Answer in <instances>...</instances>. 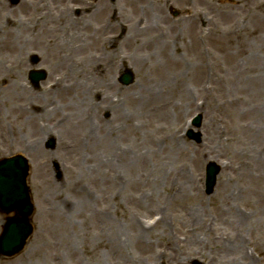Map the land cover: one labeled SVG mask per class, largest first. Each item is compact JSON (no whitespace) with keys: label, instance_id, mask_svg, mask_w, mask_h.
Wrapping results in <instances>:
<instances>
[{"label":"rangeland","instance_id":"obj_1","mask_svg":"<svg viewBox=\"0 0 264 264\" xmlns=\"http://www.w3.org/2000/svg\"><path fill=\"white\" fill-rule=\"evenodd\" d=\"M73 1L87 6V0H33L32 9L35 15L43 11L42 8L46 14L51 11L50 15L54 19L56 13L68 9ZM204 1L196 2V8L192 12L180 15L179 19L168 26L171 31L166 40L171 44L167 50H161L159 44L162 41H157L154 37L148 38L145 27L136 33L137 40H129V35L134 33L129 29L124 36L121 35L122 31H117L118 40L110 41L109 34L98 29L99 24L106 19V12L90 10L89 7L85 14L74 16L79 22V27H73L76 33L74 38L61 32L65 24H55L52 19L42 25L56 32L42 35L41 26L34 25L35 18L25 19L24 15H29V12L20 14L18 9V12L11 15L7 11L9 7L12 10L20 8L21 0H0V31L3 33L8 28L11 32L8 41L13 46L10 50L11 45L7 46L6 36L0 32V72L5 66L13 68L23 60L24 71H20L21 76H15V80L21 81V85L33 97L46 99L43 90L50 86L49 81L54 75L62 72L63 66L60 68L59 60H53L52 57L48 59L44 52L55 43L61 42L67 47L66 42L75 41L86 46L82 44L83 39L85 42L92 41L95 44H88L91 45L90 50L99 55L106 51L110 41L112 51L119 53L115 62L102 59L103 67L109 64L113 66L111 74H107L109 70L105 68L103 71L94 70L93 77L96 79L89 80L88 84L84 81L81 85L82 90L86 89L88 97L94 102L89 111L93 126L88 133L72 132L68 128V123L75 120L74 115L70 117L74 113L65 107L72 93L65 99L57 94L51 95L49 101L42 99L40 103L31 98L32 105L27 108L39 116L38 122L31 124L23 123L19 109V106L25 104L23 98L28 96L20 93V97L12 102L4 101L6 104H0V159L15 154H24L29 159L31 169L28 184L36 205V231L29 245L19 256L0 260V264H134L139 259H143L145 264H175V260L148 259L149 256L163 252L171 239L175 242V257L179 259L181 256V264H211L209 259L204 258L209 251L197 252L195 243L189 241L190 236L185 241L181 227L190 219L184 222L182 220L181 223L179 213L175 210L181 209L179 205L184 202L186 205L197 203L192 201L190 195L191 187H194L203 200L201 219L215 220L216 230L212 234L226 236L237 230L238 227L233 224H222L225 213L224 209L219 208V181L226 178L224 173L228 177V171L222 169L212 195L208 196L205 192L207 165L209 162L223 164L215 153H211L213 148L220 153L226 151L229 157H235L233 164L240 167L238 174L241 172V176L232 187L236 194L234 209L240 214H255L264 223V175L256 174L253 170L256 167L254 163H260L259 153L264 149V141L256 138L258 136L254 130L240 135L236 131L239 123L237 125L235 119L229 122L228 112L235 109L230 107H242L241 104H229L231 98L227 94L223 97L226 99V104L223 105L225 109H213L202 92V81L207 82V76L212 72L220 76V71L229 69L227 62L222 59L223 51L217 47L215 40L219 32H212L216 23L215 18L212 20L214 14L225 10L226 5L223 0ZM237 3L240 5L242 0H237ZM6 15H10V18L5 19ZM242 15V11H239L235 17L242 21V25L248 23L246 27H251ZM148 19L150 15L147 16ZM21 22H24L25 30L18 25ZM147 23L152 26L151 20ZM60 24L62 29L58 27ZM80 27L85 33L84 37L77 34ZM166 27L162 26L163 29H167ZM196 29L205 34L203 41L206 43L196 40ZM258 35V42L263 44L264 50V30L260 29ZM238 40L234 39L235 42L231 43L235 50L242 44ZM141 43L148 46L150 51L155 50L156 62L148 60V65L140 74L135 67L136 63L130 58L131 53L120 52L125 45ZM198 45L202 46L204 54L199 53ZM193 46L195 49L190 48ZM118 47H122L121 51ZM82 50L90 52L87 47ZM242 54L235 56L240 66H243L244 61ZM146 55L148 56L145 53ZM129 64L133 67L130 68L134 73V83L125 86L120 82L123 74L121 71H125L122 67H128ZM34 69H43L48 73L47 80L39 88H35L28 79L29 71ZM163 70L165 71L160 75L159 71ZM162 81L165 84L168 81L163 93L152 95L157 94L151 93L154 83ZM185 84L193 89L194 96L190 95L191 100L188 97L185 100L180 92V85ZM143 86L150 88V93L142 92L141 95ZM205 86L210 89L208 84ZM221 94L223 95V91ZM234 96L253 103L258 94L252 92L250 99H246V94L240 91ZM109 101L113 102L115 108L109 106ZM51 104H55L58 110L45 114V108ZM196 114L203 116L199 129L203 137L201 143L186 136L190 121ZM80 115L82 118L81 111ZM217 118L218 132L215 131L216 135L210 138L208 124ZM52 134L57 138L55 151L44 147ZM235 137L243 141H236ZM233 138L234 143L231 142ZM244 140L246 145L243 144ZM108 161L109 164L105 163ZM241 162L244 163L240 164ZM116 172L124 180L120 187L113 180ZM84 194L91 197L89 201L83 200ZM179 200L182 201L180 204ZM86 202L89 203L86 205ZM164 213L167 221L153 230L157 238L152 242L151 248L147 250L148 237L142 238L146 240L141 243L142 248L140 241L137 242L142 237L141 229L148 230L156 225ZM253 228L256 232L254 238L253 231L249 232L245 226L240 229L245 238L242 246L252 255L255 264H264L262 248L255 247V243H262L264 239V227ZM197 233L203 234L201 231ZM115 236L120 239L118 241L124 240L126 250L117 248ZM112 237L113 242L110 240ZM208 238L206 240L211 241V236ZM181 240L184 242L178 248L176 245ZM215 254H218L217 251Z\"/></svg>","mask_w":264,"mask_h":264},{"label":"bare ground","instance_id":"obj_2","mask_svg":"<svg viewBox=\"0 0 264 264\" xmlns=\"http://www.w3.org/2000/svg\"><path fill=\"white\" fill-rule=\"evenodd\" d=\"M33 0H21L20 2V8L12 10V8H8L7 11L10 12L11 15L18 12L17 10H20V14H24L26 12H29L24 15L25 19L35 18V26H41L40 32L42 35L44 34H53V32H56L54 29H47L45 25L46 22H49V19H52L51 11H49L47 14L43 11H40L39 14L35 15L34 10L32 9ZM224 5H226L225 10H220L218 14H214L212 20L215 18L216 23L213 25L212 32L218 33L215 37V40L217 41V47L220 48L222 53V59L224 62H227L229 69L228 71H220V76L216 74V72H212L210 76H207V82L206 80L202 81L203 88L202 92L207 96L209 100H206L210 104V106L213 109H225L223 105L226 104V99L223 98L228 94V98H231L229 104L233 105L235 103H239L242 105V107H230L235 108L229 111L230 119L229 122L231 123L232 120L235 119L236 124L239 123V128H236V131L240 132V135H242L245 131L254 130L256 131V137L257 139H263L264 141V50L263 44L258 42V32L260 29L264 30V0H242V3L240 5H237V0H223ZM198 2V1H197ZM43 3V2H42ZM41 3V5H42ZM74 3V2H72ZM77 6L76 4L71 5L68 9L65 11L61 10L58 13H56L53 21L55 24L57 23H63L65 24L62 29L61 24L60 27L62 29L61 32L65 33V36L74 38L75 34L73 29L75 30V26L79 27V22L77 21V18H74L75 14H72V9ZM43 7V6H41ZM30 8V9H29ZM105 8V7H103ZM33 10V14H32ZM24 11V12H23ZM235 11L239 12L242 11V16L244 18V21H247L250 23L251 27H246L247 24L243 23L242 21H239L235 15ZM10 15H6L5 19H9ZM74 18V19H73ZM37 21V22H36ZM27 22V21H26ZM24 22H21L18 25L20 28H23L25 30ZM28 23V22H27ZM153 25V24H151ZM154 27V26H153ZM150 26V24H147L145 26V31L147 32V37L155 38L157 41H162L160 43L161 50H167L168 45L171 43H167L166 37L170 35L169 29H162V28H153ZM77 30V29H76ZM83 29L80 27V32H78V36H85V33L82 32ZM1 32V31H0ZM2 33V32H1ZM11 32H9L8 28L2 33L6 36V40H10L8 36ZM246 34V36H245ZM41 36V35H40ZM81 37V38H82ZM195 37L196 40L199 42H202L205 37V34L201 31H198V29L195 30ZM83 39V38H82ZM234 39H239L242 44H240L238 50L233 49L234 47L231 45L232 42H235ZM242 40V41H241ZM0 41V45H1ZM78 44L75 41L72 42H66L67 47L63 43H55L54 46H50L48 49H46L45 55H48V59L50 57L53 58V60H59V66L62 68V72L54 75L52 78V82L55 84L52 88L45 87L43 90V93L46 94L47 98L43 99L45 101H49V98H51V95H60L63 96V98H67L68 95L71 96L68 98V103L65 105V107L69 109L74 114H70V117L72 115L75 116V120L68 123V128H70V131L72 132H83L88 133L90 131V128L93 126L91 119H89V111L91 109L93 101L90 100V97H88V91L86 89L82 90V83L84 81L88 84L89 80H92L93 74L95 73L94 70L103 71V68L108 69L109 72L107 74H111L113 71L112 65H106L103 67L101 64L103 63L102 59L109 60L115 62V60L118 59L119 53L117 51H112V43L109 41V46L106 49V51H102L98 54L91 52V43H94L92 41H87L83 39L82 44ZM202 43H206V41H203ZM95 44V43H94ZM145 44V43H143ZM11 43L8 41L7 46H10ZM88 45V46H87ZM147 45V44H146ZM200 45V44H199ZM198 45V51L200 54H204V50L202 49V46ZM172 46V45H171ZM87 47L90 52H84L81 51L82 48ZM119 51H121L122 47H118ZM190 48H194L190 47ZM188 48L189 50H191ZM13 49V46L11 45L10 50ZM123 50L120 52V54H123V52H130L131 53V60H134L135 67L137 69V72L140 74L145 70V67L149 63L148 60H154L153 62H156L155 57V50H149L148 46L137 44L134 46L125 45L122 48ZM55 51V52H53ZM158 52V50L156 49ZM53 52V53H52ZM175 51H173L174 53ZM50 53V54H49ZM54 55L52 56L51 55ZM144 53V54H143ZM145 53L148 54V56H145ZM244 53V54H242ZM143 54V55H141ZM236 54L243 55L244 58L243 66H240L239 62L237 61V58H235ZM195 56L198 58L197 54ZM46 59V58H45ZM46 59V60H48ZM85 59V61H84ZM19 65L16 67L11 68H2L0 72V104H3V102H12L13 99L16 97H20L19 94L22 93L28 97L25 99L23 98L24 106H19V109L21 110V116H23V123L28 124L37 123L38 122V115L33 114L27 106L32 105V99L36 102L43 101L39 97H33L30 95L29 90H27L26 87L21 85V81L15 80V76H21L20 71H22L23 67V60L21 62H18ZM85 64V65H84ZM132 67L130 64L128 67H122V68H130ZM120 68V70L122 69ZM133 68V67H132ZM131 69V68H130ZM161 70V69H160ZM24 71V70H23ZM22 71V73H23ZM163 71H159V74L161 75ZM105 73V70H104ZM219 73V72H218ZM142 76V75H141ZM164 75H162L163 77ZM204 79H206V75H204ZM59 77V78H58ZM106 77V76H104ZM103 77V78H104ZM96 79V78H94ZM145 83V82H144ZM147 84V83H146ZM164 81L154 83V87L151 88V93H157L152 95H159V93H163V88H166V85ZM209 85V87L206 88L205 85ZM213 85V87L211 86ZM254 89V90H253ZM5 91V92H4ZM223 91V95L221 92ZM240 91H243L246 94V99H250L249 95L252 94V92H257L258 97L255 102H246L243 97H235L234 94L240 93ZM142 92H148L150 93V88H145V86L141 89V95ZM180 92L183 93L184 99H192L191 97L193 95V89L188 87L186 84L185 86L180 85ZM6 93V94H4ZM7 95V96H5ZM191 95V97H190ZM4 96L7 98L5 99ZM237 98L236 100L234 99ZM106 101V100H105ZM4 102V103H5ZM187 102V101H186ZM109 106H114L113 102L109 101ZM233 103V104H232ZM6 104V103H5ZM203 107V106H202ZM207 107V106H206ZM49 108H52L51 110ZM115 108V106H114ZM204 108V107H203ZM211 108V109H212ZM243 108V109H241ZM212 109V110H213ZM229 109V108H228ZM57 107L55 104H51V106H47L45 108V114L48 113H55ZM80 111L83 113V116L81 118ZM218 118L214 121H212L210 124H208L207 132L209 134L210 138H213L215 136V131L218 132ZM252 120V121H251ZM247 121H250L249 123ZM237 126V127H238ZM79 131V132H78ZM51 134V133H50ZM14 135V134H13ZM12 135V136H13ZM245 138L244 136H241ZM263 137V138H262ZM236 141H243L239 137H235ZM235 138L231 140L232 143H234ZM218 139V138H217ZM223 139V138H222ZM221 139V140H222ZM241 139V140H240ZM220 140V141H221ZM224 141V140H222ZM246 141L244 140L243 144L246 145ZM264 148V147H263ZM211 153H215V156L218 160L222 161V169H225V171H228V177L224 173V176L226 178L221 179L219 181V208L221 210L224 209V215L222 219V224H233L237 228L235 229L233 234H226L224 236L223 234L220 235L219 233L217 235H213L212 233L215 232V225L214 221H209L208 218L201 219V212L203 208V200L201 199L200 193L194 188H192V194L191 199L192 201H196V204L189 205L180 204L182 201H178L179 207L181 209H176L175 211L178 212V218L180 219V222L182 223L186 219H190V221H193L190 223H186V225L181 227V230L185 234V241L188 240L195 243V247L198 248L197 252L204 253L205 251H209V254L205 255V259H209L211 264H255V261H253L252 255H250L242 246L245 238L240 231L242 226H245L249 232L253 231V227L257 226L258 229L264 227L263 220H260L256 217L255 214H240L237 210L234 209V201L236 199L235 191H232L233 183L239 180V176H241V172L238 174V171L240 170V167L234 166L233 160H235V157H229L230 155L224 151V153H220L217 149H212ZM263 154V156H262ZM260 163H254L256 167H252L256 174L264 175V149L259 153ZM209 158V157H208ZM244 161L243 159H241ZM110 161L105 162L109 164ZM244 162H241L242 164ZM112 165V160L110 162ZM111 168V167H110ZM107 170V169H106ZM115 178H113L114 183L117 186L123 185V177L119 172L114 173ZM253 175L252 177L256 176ZM247 177V175H246ZM85 197L83 200L89 201L90 196L88 194H84ZM89 202H86V205ZM81 211V210H80ZM189 211V213H188ZM183 213V214H182ZM181 214V215H180ZM167 221V218L164 215L160 217L159 221L156 222L154 226L150 227L148 230L141 229L142 237H139L137 239V242L140 241V245L143 248L142 244L144 241H146L145 237H148V241H146L149 246L147 247V250L149 251V248L152 246V242L156 240L157 234H153V230L156 226L163 225ZM197 225V227H196ZM140 228V227H139ZM201 231L203 234L199 235V232ZM243 231V230H242ZM254 232L252 233V238L254 235ZM211 236V241H207L206 239ZM264 237V234H263ZM121 238V237H120ZM209 239V238H208ZM113 242V237L110 239ZM109 240V241H110ZM120 239L116 238L115 236V242L117 245V248L126 250L127 244H124V240L118 241ZM118 241V242H117ZM255 241V240H254ZM253 241V242H254ZM256 241H259L256 240ZM183 240L179 242L180 244H183ZM142 243V244H141ZM255 247L262 248V252L264 255V239H262V243H255ZM175 248V242L173 239H171V242L167 243L164 247L163 252H158V254H152L153 256H149L148 259L153 258L154 260H175V264H181V256L175 257L176 253H174ZM215 251H217L218 254H215ZM222 256H221V255ZM264 258V256H263ZM227 261H225V260ZM224 260V262H222ZM133 264V263H130ZM134 264H145V261L143 259H139Z\"/></svg>","mask_w":264,"mask_h":264},{"label":"flooded vegetation","instance_id":"obj_3","mask_svg":"<svg viewBox=\"0 0 264 264\" xmlns=\"http://www.w3.org/2000/svg\"><path fill=\"white\" fill-rule=\"evenodd\" d=\"M196 1L91 0L92 7L90 9L107 14L106 19L99 24L98 29L111 36L117 35V31H122L121 35L124 36L130 29L134 33L129 35V40H137L138 34L136 33L147 26L148 20H151V24L155 25H171L172 16L176 17L181 13H189L190 10L196 8ZM77 13L79 14V11ZM148 15H150V19L147 20ZM6 219L7 217L0 211V233L4 229Z\"/></svg>","mask_w":264,"mask_h":264},{"label":"water","instance_id":"obj_4","mask_svg":"<svg viewBox=\"0 0 264 264\" xmlns=\"http://www.w3.org/2000/svg\"><path fill=\"white\" fill-rule=\"evenodd\" d=\"M40 78L36 77L35 80L39 81ZM122 81L125 84H130L133 81V76L131 74L125 75ZM200 124L201 118L196 119L195 125L199 127ZM189 137L198 142L201 140L200 134L193 132H190ZM27 171L26 161L21 157L5 160L0 164V204L6 209L19 210L24 217L19 221L20 225L13 226L11 236L6 244V247L10 250H4V254L7 256L15 255L21 249V244L28 235V231L26 230H22L23 235L17 233L18 229H23V223L26 221L31 210L28 188L26 186ZM218 173L219 169L214 164H210L207 172L208 194L213 192ZM18 236H20L19 241Z\"/></svg>","mask_w":264,"mask_h":264}]
</instances>
